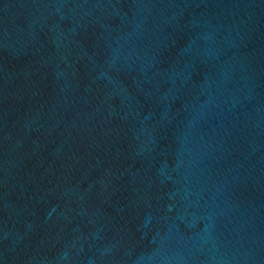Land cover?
Instances as JSON below:
<instances>
[{"label":"water","instance_id":"95a60500","mask_svg":"<svg viewBox=\"0 0 264 264\" xmlns=\"http://www.w3.org/2000/svg\"><path fill=\"white\" fill-rule=\"evenodd\" d=\"M0 264H264V0H0Z\"/></svg>","mask_w":264,"mask_h":264}]
</instances>
